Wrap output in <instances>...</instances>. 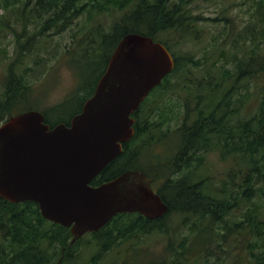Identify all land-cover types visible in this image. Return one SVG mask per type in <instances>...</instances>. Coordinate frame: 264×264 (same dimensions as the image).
Instances as JSON below:
<instances>
[{"label":"trees","instance_id":"trees-1","mask_svg":"<svg viewBox=\"0 0 264 264\" xmlns=\"http://www.w3.org/2000/svg\"><path fill=\"white\" fill-rule=\"evenodd\" d=\"M190 2L0 0V9L10 10L23 25L18 31L9 25L10 20L3 21L0 17V29H10L16 39L13 56L4 61L0 124L11 115L33 109L35 90L28 78L35 72L33 65L43 61L40 54L43 38L67 31L79 18L85 20L82 25L85 29L80 28L81 36L74 37L72 54L69 49L63 54L75 58L85 68L92 67L97 78L89 86L79 82L74 92L81 102L73 112L69 111L73 93L42 111L45 122L52 126L69 125L70 120L52 121L51 117H72L81 111L123 36L150 37L165 45L174 57V70L135 112L134 137L124 145L122 154L91 182L92 186H98L122 172L140 170L153 180L154 187L159 184L157 192L168 205V211L157 220H147L138 214L117 215L99 232L89 235L93 242L81 252L95 248L90 264H96L110 250L132 239L138 241L151 235L170 237L168 220L173 216L180 218L183 229L193 237L180 235L177 249L168 238L166 250L170 255L156 257L146 264H189L190 257L194 258L193 264H225L222 257L216 262L210 259L215 251L224 252V244H229L225 250L229 257L233 244H238L237 255L232 253L228 263L264 264V96L255 98L257 110L250 118L238 116L241 110L238 104L243 106L239 91L249 81L257 84L259 79L264 80V0L254 4L252 21L261 26V31H239L234 37L228 28L221 38H213L216 45L202 58L179 57L173 49L188 40L202 38L199 20L203 16L189 6ZM104 16L111 17L108 26L92 25ZM223 16V21H227L228 17ZM35 19L39 21L34 27L37 28L27 35V26L33 25ZM172 38L175 43H171ZM232 38L229 47L234 51L228 53ZM0 53L8 56L1 49ZM222 60L224 64L220 63ZM202 68L206 70L201 77L187 76L191 69ZM168 96L174 101L167 103ZM172 132L178 133L176 150H168L164 157L150 153L154 143L165 140L168 143L163 145L170 149ZM216 152L220 162L229 161V168L223 174L208 176L204 171L210 172L214 167L207 164V156ZM144 154L153 156L154 163L147 164L149 167L141 163ZM70 239L68 229L43 219L36 203L12 204L0 198V264H71L86 238L72 246ZM136 247L141 246L134 243L133 248Z\"/></svg>","mask_w":264,"mask_h":264},{"label":"water","instance_id":"water-1","mask_svg":"<svg viewBox=\"0 0 264 264\" xmlns=\"http://www.w3.org/2000/svg\"><path fill=\"white\" fill-rule=\"evenodd\" d=\"M173 68L164 45L127 34L69 126L51 128L38 111L11 117L0 126V198L37 203L44 219L70 229L71 244L120 213L162 217L167 205L142 171L90 183L122 153L134 135L131 115Z\"/></svg>","mask_w":264,"mask_h":264},{"label":"rangeland","instance_id":"rangeland-1","mask_svg":"<svg viewBox=\"0 0 264 264\" xmlns=\"http://www.w3.org/2000/svg\"><path fill=\"white\" fill-rule=\"evenodd\" d=\"M255 3L257 4V0H191L189 6L192 7L196 13H199L205 18L202 17L199 20V26L203 30L202 38L198 40H188L184 44L175 46L173 48L174 51L178 53L179 57L194 55L198 58H202L206 51H211L216 45L217 41H213V38H221L222 34L228 31V28L234 31H231V35L234 37H236L237 32L239 31L244 32V30L249 31V29H258L257 31H261V26L252 22L254 19ZM223 15L228 17L227 21H223ZM0 17L3 18V21L10 20L9 25L14 26L18 31L22 30V23L17 20V17L13 16V13H11L10 10L5 11L0 9ZM32 21L33 25L29 27L27 26V35H31L37 28L34 27L39 23L36 19ZM109 21H111V17L104 16L101 17L100 21L92 22V25L95 26L100 24L101 26L106 27L108 26ZM84 23L85 20L79 18V20L75 22L76 25L67 31L60 34L50 33L47 37L43 38V41L45 42H43V49L40 50V54L43 56V61L40 62V64L38 63V66L35 64L33 65L35 72L33 76H29L28 78L29 81L33 82L32 85L35 90L31 100L33 109L40 111L49 109L62 102L67 96L73 93L70 109L68 108L69 111L73 112L81 102L80 97L74 92L78 87L79 82L81 81V85L84 86L93 85L95 82L97 72L93 71L91 69L92 67L85 68L78 64L75 58H69V55L63 54L68 49L70 50H68V53L72 54L71 47L73 40H76L74 37L81 36L82 31H79V29H85V27L82 26ZM89 29L87 31L91 35L92 32ZM15 40L16 39L10 29H7L6 27L0 29V49L5 51L8 55L5 58L4 54L2 55L0 53V64L2 63L0 65V83H2L3 74L5 73L3 71H5L6 62L4 61L8 62L9 57L13 56ZM232 40L233 38L228 43V48L226 50L228 53L230 50L234 51L229 47V45L232 44ZM171 43H175V38H172ZM249 45L250 43H246V46ZM220 63L224 64L225 61L222 60ZM230 65L231 64H227L226 66L230 67ZM205 70V68L198 71L191 69L187 76L199 78L205 73ZM181 83L183 82L181 81ZM240 92L247 95L251 94L250 104H246L244 111H247L250 106V113L252 115L255 114L257 110V99H255V94L260 93L264 96V83L262 85H257L255 81H249V83L245 85V89L240 90ZM174 97L176 96L174 95ZM165 101L169 103L174 100H171L168 96V99H165ZM68 118L70 117H51V120L58 121L60 119ZM174 125L175 124L172 123L171 127H175ZM178 142V133L172 132L169 136L170 149H168L166 145H163L164 143H168L165 140L154 143L150 149V153L155 156L164 157L168 150L173 148L176 150ZM172 155L173 154L170 156L172 157ZM140 160L142 161L141 163L146 164V166L147 164L152 165L154 163V161L152 162L153 156L150 154H144ZM207 164L214 168H212L210 172L204 171V173L208 176H217L219 173L223 174V172L229 168L230 163L229 161L220 162L219 153L216 152L207 156ZM156 186H159V184L157 183ZM154 188L156 189V187ZM168 226L170 227V237H168V235H164L166 238L161 235H151L141 237L138 241L132 239L123 244V246L110 250L96 264H146L156 257L160 258L162 255L168 257L170 255V252L166 250L168 238L172 241L173 248L177 249L180 235L183 234L191 238L193 237L188 230L183 229L182 222L177 216H173L168 220ZM86 237V240H83L79 247L80 252H77L76 258L79 259L77 264H88L91 256L95 255L94 247L86 248L81 252L85 245H90V243L93 242L90 236ZM134 243L139 244L141 247L133 248ZM224 245V252L215 251V256L210 258L212 259V262H216L218 258L222 257L224 260L226 259L224 262L225 264H230L228 261L232 257V253L237 255L238 244H233L234 248L231 246L233 249L231 257L225 252V250L228 249L229 244ZM198 248L199 245H197L195 249L197 250ZM193 261L194 258L192 259L190 257L189 264H193Z\"/></svg>","mask_w":264,"mask_h":264},{"label":"flooded vegetation","instance_id":"flooded-vegetation-1","mask_svg":"<svg viewBox=\"0 0 264 264\" xmlns=\"http://www.w3.org/2000/svg\"><path fill=\"white\" fill-rule=\"evenodd\" d=\"M244 107H245V105H244ZM245 117H249V113H248V114H246V115H245Z\"/></svg>","mask_w":264,"mask_h":264}]
</instances>
